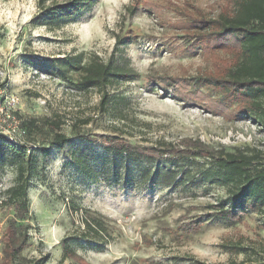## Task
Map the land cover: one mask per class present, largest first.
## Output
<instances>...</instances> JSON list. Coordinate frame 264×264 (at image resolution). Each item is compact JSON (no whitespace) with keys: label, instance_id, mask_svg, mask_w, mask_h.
<instances>
[{"label":"rangeland","instance_id":"rangeland-1","mask_svg":"<svg viewBox=\"0 0 264 264\" xmlns=\"http://www.w3.org/2000/svg\"><path fill=\"white\" fill-rule=\"evenodd\" d=\"M37 1L0 0V84H5L0 90V131L4 128L7 138L30 145L33 142L16 128L23 120H39L42 132L34 142L48 149L39 157L44 177L33 179L28 191L30 244L23 255H48L46 264H187L192 258L206 264L264 261V228L258 215L248 214L233 226L210 221L214 212L210 206L226 197L223 188L206 182L196 188L158 191L106 186L102 181L83 185L66 165L69 146L51 145L48 130L58 129L41 123L55 122L59 132L71 139V147L78 144L71 132L79 125L81 133L120 136L143 147L191 141L213 150L250 148L264 154V131L252 121H227L198 105H186L159 81L195 78L212 70V59L191 46L179 26L194 18H215L227 8V0H94L79 19L57 28L31 25ZM78 53L126 63L136 74L132 81L108 89L109 94L129 100V118L122 127L100 112L95 90L76 89L28 65L33 58ZM86 118L90 123L81 126ZM93 148L101 152L96 145ZM13 178V167L0 169V198ZM68 199L101 214L111 240L100 252L82 245L78 262L61 263V240L78 225L67 211ZM9 216L0 209V232ZM193 221L199 224L195 232ZM236 245L242 253H234Z\"/></svg>","mask_w":264,"mask_h":264},{"label":"trees","instance_id":"trees-1","mask_svg":"<svg viewBox=\"0 0 264 264\" xmlns=\"http://www.w3.org/2000/svg\"><path fill=\"white\" fill-rule=\"evenodd\" d=\"M93 3L94 0H38L37 12L30 23L34 27L57 28L79 19ZM227 3V8L213 19L194 18L179 26L188 35V43L212 59V70L195 78L159 81L166 88L170 86L171 95L186 105H198L227 121L247 119L264 131V0H227ZM28 65L76 89L95 90L100 97L98 106L102 114L121 127L128 121L129 100L108 93L109 88L136 77L126 63L103 62L95 55L86 57L78 53L33 58ZM4 85L0 84V90ZM90 121L86 118L79 123L85 126ZM41 123L49 129H58V132L48 130L51 145L69 146L66 165L83 185L102 181L106 186L158 191L196 188L206 182L226 192V197L210 206L214 210L210 221L233 226L246 215L255 214L264 228V154L258 150H213L191 141L178 145L158 142L155 146L143 147L120 136L107 138L81 133L77 130L79 125H74L71 132L78 144L71 147V139L59 132L55 122L45 119ZM18 127L32 144H20L0 133V169L11 166L14 170L13 183L0 198V209L10 213L0 232V264H46L48 255L26 258L23 252L30 244L28 191L33 179L44 177L45 167L39 157L46 156L48 149L34 142L35 136L42 132L39 120H23ZM65 205L72 223L77 218L78 225L75 224L71 235L61 240L60 262H78L77 250L82 245L102 251L111 240L107 220L72 199ZM190 226L194 232L199 229L196 221ZM232 249L235 254L243 251L240 245ZM187 264L206 263L192 258ZM250 264H264V261H250Z\"/></svg>","mask_w":264,"mask_h":264},{"label":"built area","instance_id":"built-area-1","mask_svg":"<svg viewBox=\"0 0 264 264\" xmlns=\"http://www.w3.org/2000/svg\"><path fill=\"white\" fill-rule=\"evenodd\" d=\"M16 129H17V131H18L20 134H23V135H24V132H23L18 126H17ZM0 133H3V134H4V128H3L2 131H0ZM15 141H16V140H15ZM17 142L20 143V144H24V143H23V142H24L23 139H22V140L20 139V140H18Z\"/></svg>","mask_w":264,"mask_h":264}]
</instances>
